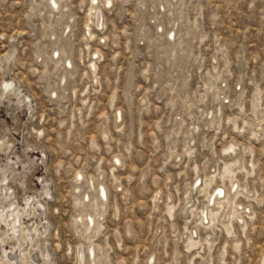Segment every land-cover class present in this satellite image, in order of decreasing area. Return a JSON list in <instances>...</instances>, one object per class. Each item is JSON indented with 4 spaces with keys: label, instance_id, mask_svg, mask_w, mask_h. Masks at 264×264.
Wrapping results in <instances>:
<instances>
[{
    "label": "rangeland",
    "instance_id": "1",
    "mask_svg": "<svg viewBox=\"0 0 264 264\" xmlns=\"http://www.w3.org/2000/svg\"><path fill=\"white\" fill-rule=\"evenodd\" d=\"M58 1L0 0V210L40 231L22 262L264 264V0Z\"/></svg>",
    "mask_w": 264,
    "mask_h": 264
},
{
    "label": "bare ground",
    "instance_id": "2",
    "mask_svg": "<svg viewBox=\"0 0 264 264\" xmlns=\"http://www.w3.org/2000/svg\"><path fill=\"white\" fill-rule=\"evenodd\" d=\"M51 2H52V8H53V6H55L56 8H59V1L58 0H51ZM95 4H96V2L95 3H93V9H95V23H96V25L97 26H100V25H102V21H103V16H102V10L100 9V8H98V7H96L95 6ZM112 5V0H104V6H111ZM54 7V8H55ZM64 54V53H63ZM93 67H95V66H93ZM63 78L65 77V76H62ZM63 80V79H62ZM65 80V79H64ZM7 84V83H6ZM11 84V83H10ZM9 86V85H8ZM232 145V144H231ZM231 147V146H230ZM227 149H229V147H227ZM230 149H233V147H231ZM236 149V148H235ZM235 151V150H234ZM234 151L232 152V153H234ZM230 153V152H229ZM226 155V154H225ZM228 173V172H227ZM229 174H230V171H229ZM3 192L4 191H6V197H9V191H10V189H7V188H2L1 189ZM106 190H102L101 191V193H99L100 195H101V198L103 199V197H105V192ZM235 191H237V185H235V187H233V193H235ZM217 193H220V194H222L223 193V191H221V189H219V191H217ZM219 194V195H220ZM48 195V194H47ZM218 195V196H219ZM224 195V194H223ZM107 197V196H106ZM216 198H217V196H216ZM215 199V198H214ZM213 199V200H214ZM31 200L32 199H30V198H28L26 201V203H27V207H29V205H30V202H31ZM35 199H33V201H34ZM36 200H37V198H36ZM79 200V199H78ZM101 200V199H100ZM32 201V202H33ZM104 201V200H103ZM31 202V203H32ZM35 203H36V201H35ZM98 203V202H97ZM96 203V204H97ZM37 204H38V207H41L42 209L44 208V206L39 202V201H37ZM78 205H80V206H82L83 204L79 201L78 202ZM98 204H97V206H96V209H95V212L97 213L98 212ZM102 207H104L105 205H101ZM37 207V206H36ZM35 208V207H34ZM33 209V208H32ZM31 209V210H32ZM30 210V211H31ZM237 211V210H236ZM236 211L234 212V213H236ZM0 212H1V215H0V217L2 218L1 220L2 221H4L6 224V226H7V229H8V231L10 232V233H13V237H16V245L14 246V247H12L11 248V250H12V252H13V254H14V256L13 257H9L10 255L8 254V252L7 251H5V257H6V259H11L12 260V262H10V264H21V262L22 261H26V259H27V255H30V258H31V260L33 259V257H32V254H31V252L28 250V248L26 247V246H28L30 243H32L33 242V233H35V235L38 233V232H40L39 231V227L37 228L36 226H34L33 225V227L32 228H29L28 227V233H32V234H28V236L27 237H23V236H19L20 234H22V228H23V224H22V214H27V213H30V215L31 214H33V213H31V212H29L28 211V209H24V208H20L16 203H13L11 206H10V209H9V212L7 213V210L6 209H1L0 210ZM33 212V211H32ZM36 212V211H35ZM93 215V214H92ZM6 216H7V218H6ZM237 217H238V214L236 215ZM240 216V215H239ZM88 220V219H87ZM208 220V219H207ZM243 220V219H242ZM90 221V220H89ZM93 221H95V220H93L92 219V222ZM88 222V221H87ZM95 223V222H94ZM91 224V223H90ZM95 225V224H94ZM93 225V226H94ZM230 226V225H229ZM229 226H227V227H229ZM92 227V226H91ZM229 229V228H228ZM24 231H25V228H24ZM85 231H86V233L88 234H90L91 232H92V229H90V227L87 225V226H85ZM85 233V234H86ZM26 235V234H25ZM193 237V236H192ZM191 237V238H192ZM193 239V238H192ZM191 239V240H192ZM191 242V241H190ZM192 243V242H191ZM3 244H4V242H3ZM193 245V244H192ZM193 247V246H192ZM83 247H81V249H82ZM90 248V247H89ZM47 249V248H46ZM49 250V249H48ZM97 250H96V247L94 246V244H93V246L91 247V250H88V259H89V261H90V264H98L97 263ZM10 253V252H9ZM26 253V254H25ZM45 253V252H44ZM44 253H41L42 255H41V262H42V264L44 263V264H49L50 263V260H51V254L49 253V252H47V254H46V256H45V254ZM12 256V255H11ZM86 254H85V252H84V250H81L80 251V253H79V261H80V263L81 264H86ZM5 259V260H6ZM36 259V258H35ZM34 259V260H35ZM46 259H47V261H46ZM93 259V260H92ZM29 260V259H28ZM33 261V260H32ZM7 262V261H6ZM15 262V263H14ZM27 262V261H26ZM34 262V261H33ZM39 262V261H38ZM8 263H9V261H8ZM23 263V262H22ZM6 264V263H5ZM24 264V263H23ZM36 264V263H35ZM39 264V263H38Z\"/></svg>",
    "mask_w": 264,
    "mask_h": 264
}]
</instances>
